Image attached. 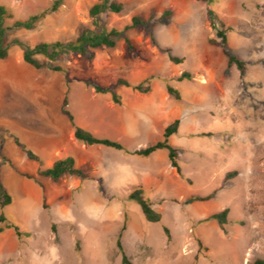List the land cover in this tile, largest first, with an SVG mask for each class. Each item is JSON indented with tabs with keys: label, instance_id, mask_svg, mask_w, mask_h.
<instances>
[{
	"label": "rangeland",
	"instance_id": "374dc122",
	"mask_svg": "<svg viewBox=\"0 0 264 264\" xmlns=\"http://www.w3.org/2000/svg\"><path fill=\"white\" fill-rule=\"evenodd\" d=\"M55 1L0 0V5L12 10L11 25ZM101 1L64 0L35 29L13 30L8 42L72 41L94 27L90 8ZM115 1L124 10L101 14L106 27L122 29L134 16L151 23L128 32L137 55L121 40L114 49L96 50L92 60L63 56L57 63L67 74L33 68L15 45L0 60V178L12 197L9 206L0 207L6 218L0 226L19 229L0 233V264H122L116 243L124 223L122 244L134 264L264 260V0ZM209 10L224 28L211 27ZM165 11L171 16L162 18ZM221 30L244 61V75L228 66ZM164 49L183 62L172 63ZM184 72L192 78L179 81ZM150 77L147 94L112 88L118 79L136 85ZM90 79L117 93L121 103H114L111 93H96L85 84ZM167 83L180 90V100L168 94ZM65 97L76 126L129 151L163 140L165 129L180 120L170 143L179 150L182 176L167 151L144 158L78 142L61 111ZM13 134L41 162L30 160ZM70 156L85 179L54 182L37 174ZM137 187L161 214L160 222L147 221L141 207L128 201ZM225 209L224 231L216 221H204ZM198 240L206 250L199 252Z\"/></svg>",
	"mask_w": 264,
	"mask_h": 264
},
{
	"label": "trees",
	"instance_id": "16d2710c",
	"mask_svg": "<svg viewBox=\"0 0 264 264\" xmlns=\"http://www.w3.org/2000/svg\"><path fill=\"white\" fill-rule=\"evenodd\" d=\"M64 0H56L52 7L48 10H43L40 13H37L27 20H16L11 25L7 24L8 20L13 19L12 10L4 5H0V60H5L9 56V50L11 45H15L20 47L23 50V61L32 66L35 69H44L48 68L51 71L67 74L68 70L63 66L59 65L57 62L63 57L70 54L80 55L89 60L94 59L95 51L102 49H114L116 48L118 42L124 40L130 50L134 55H137V51L131 44L128 32L132 29H135L140 26L151 27V23L149 20H144L138 16H134L131 19V22L125 25L122 29L118 28H108L105 24L100 21V15L103 13H113L120 14L124 10V4L117 2L115 0H102L99 3L94 4L90 8V15L95 19L93 22V28H88L83 30L74 40L69 42L55 41V42H41L34 46H30L26 42H23L20 39H13L11 43L8 42V38L13 30H33L36 28V25L39 21L44 19L48 14L57 11L63 4ZM203 2H207L212 4L214 0H201ZM171 11H165L162 18H166L171 16ZM208 18L211 23L212 28H217L218 24L224 28V24L218 20L213 10L208 11ZM218 36L221 38L220 46L222 47L224 55L227 57L228 66H236L241 75H244L246 72V66L244 61L238 58L232 48L229 46L228 38L226 36V31L221 30L218 33ZM215 44V41H211ZM163 52L167 53L169 59L174 64H180L183 62L181 58L175 57L171 54L170 49H164ZM38 57H43L46 59V63L40 61ZM192 78L191 73L184 72L180 77L179 81L190 80ZM154 77H150L143 82L133 85L130 82L124 79H118L116 83L112 86V88H116L118 86H124L126 88H130L133 91H136L141 94H147L151 91V82ZM85 84L89 87H92L96 93L99 94H112V100L116 104L121 103L120 96L111 92V89L102 87L96 80H87ZM167 92L170 96L174 97L177 100L181 99V92L179 89L172 86L170 83L166 85ZM68 99L65 97L62 113L65 114L71 124L74 126V138L85 145L88 146H103L106 148L114 149L117 151H123L131 156H139L148 158L154 153L158 151H167L168 159L171 163V166L177 171L178 175L182 176V169L178 162L179 150L174 147L170 143V138L175 135L178 131L180 120H175L172 124H170L164 131L163 140L147 146L145 148L129 151L124 147V145L118 141L108 139V138H100L91 133L90 131L78 127L75 125L74 116L67 108ZM14 137L15 144L20 147L27 155L30 160L41 162L39 155L28 148L25 144H23L20 139L16 135H12ZM5 160V157H3ZM37 174L39 176L49 178L54 182H58L59 180L65 178L66 176H75L81 179L86 178V173L77 168L76 161L73 157H67L64 159L57 160L50 168L47 169H39ZM236 173H229L225 180L235 176ZM28 178H32L31 176H27ZM212 196H207L204 198L193 197L192 201H206L209 200ZM128 201L134 202L141 207V210L144 214V217L147 221L151 223H158L161 221V214L152 208V204L149 199L145 196V191L142 187L135 188L128 196ZM12 203V197L6 189L0 178V207L4 209ZM228 214L229 209H225L219 213H215L209 216L204 221H216L219 227L224 231L225 226L228 223ZM126 219V218H125ZM6 218L2 213L0 215V223H4ZM126 221V220H125ZM5 228H13L17 234H19V229L16 224L7 225L6 227L0 226V233H2ZM126 225L124 223L122 230L117 239V248L121 254L122 264H134L132 260L127 256L124 246L122 244V233L125 231ZM164 232L168 238L171 239L170 231L167 227H164ZM199 252L203 249L206 250V247L202 244L200 240H198ZM256 264H264V260H257Z\"/></svg>",
	"mask_w": 264,
	"mask_h": 264
},
{
	"label": "crops",
	"instance_id": "0c3cea01",
	"mask_svg": "<svg viewBox=\"0 0 264 264\" xmlns=\"http://www.w3.org/2000/svg\"><path fill=\"white\" fill-rule=\"evenodd\" d=\"M0 123H1V121H0Z\"/></svg>",
	"mask_w": 264,
	"mask_h": 264
}]
</instances>
